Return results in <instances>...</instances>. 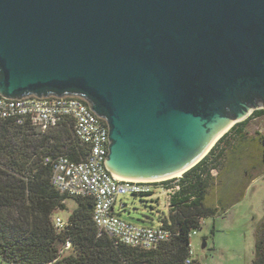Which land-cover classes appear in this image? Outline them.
<instances>
[{
  "label": "water",
  "instance_id": "1",
  "mask_svg": "<svg viewBox=\"0 0 264 264\" xmlns=\"http://www.w3.org/2000/svg\"><path fill=\"white\" fill-rule=\"evenodd\" d=\"M0 96L83 99L113 175L180 178L264 110V0H0Z\"/></svg>",
  "mask_w": 264,
  "mask_h": 264
},
{
  "label": "trees",
  "instance_id": "2",
  "mask_svg": "<svg viewBox=\"0 0 264 264\" xmlns=\"http://www.w3.org/2000/svg\"><path fill=\"white\" fill-rule=\"evenodd\" d=\"M263 116L264 110L256 111L198 165L161 183L173 191L163 221L173 238L153 251L99 236L91 199H73L77 208L59 231L54 218L67 211L66 201L72 198L52 186V170L44 158L65 155L81 161L88 148L74 137L70 121L40 136L30 126L0 120V259L8 264H186L192 232L201 230L205 219L226 215L244 198L258 163L255 149L261 148L264 168V136L247 132L249 122ZM68 242L71 248L66 250ZM253 264H264V217L255 230Z\"/></svg>",
  "mask_w": 264,
  "mask_h": 264
},
{
  "label": "built area",
  "instance_id": "3",
  "mask_svg": "<svg viewBox=\"0 0 264 264\" xmlns=\"http://www.w3.org/2000/svg\"><path fill=\"white\" fill-rule=\"evenodd\" d=\"M0 120H12L16 126H30L43 135L58 128L62 123L73 124L74 137L88 153L81 161L68 156L46 157L43 164L52 170L51 184L63 195L72 199H91L92 218L99 236H107L119 244L144 251L157 250L173 238L172 231L164 225L150 227L137 225L122 219L127 205L123 197L153 195L155 187L168 191L162 182H139L121 179L105 167L109 155V127L106 121L96 116L88 103L80 98L29 97L23 100H8L0 96ZM161 185L160 186H156ZM118 208V211H117ZM59 231L66 228L68 221L60 216L54 218ZM197 231L192 232L196 234ZM71 248L68 242L65 249ZM191 250V256H192ZM189 257L186 264H192Z\"/></svg>",
  "mask_w": 264,
  "mask_h": 264
},
{
  "label": "rangeland",
  "instance_id": "4",
  "mask_svg": "<svg viewBox=\"0 0 264 264\" xmlns=\"http://www.w3.org/2000/svg\"><path fill=\"white\" fill-rule=\"evenodd\" d=\"M247 132L253 137L264 136V116L253 118L247 126ZM260 149H255L254 152L258 155V163L244 198L226 215L202 221L201 230H196V234L191 236L193 261L197 260L202 264H253L255 230L264 217V168ZM155 189L153 195L123 197L127 208L121 214L122 219L137 225L162 226L164 219L169 216L170 198L163 190H157L159 189L157 187ZM66 207L67 211L57 214L64 220H68L70 214L77 208V203L73 199H68ZM0 264L8 263L0 259Z\"/></svg>",
  "mask_w": 264,
  "mask_h": 264
},
{
  "label": "bare ground",
  "instance_id": "5",
  "mask_svg": "<svg viewBox=\"0 0 264 264\" xmlns=\"http://www.w3.org/2000/svg\"><path fill=\"white\" fill-rule=\"evenodd\" d=\"M116 176V175H115ZM118 177V176H116ZM118 178H121V177H118ZM169 178V177H167ZM167 178H161V179H153V180H132V181H139V182H155V181H160V180H164V179H167ZM121 179H125V178H121ZM126 180H130V179H126Z\"/></svg>",
  "mask_w": 264,
  "mask_h": 264
},
{
  "label": "crops",
  "instance_id": "6",
  "mask_svg": "<svg viewBox=\"0 0 264 264\" xmlns=\"http://www.w3.org/2000/svg\"><path fill=\"white\" fill-rule=\"evenodd\" d=\"M164 193L166 194V195H168V198H171V196H172V193H169L168 191H164ZM169 202H170V199H169ZM169 202H168V205H169Z\"/></svg>",
  "mask_w": 264,
  "mask_h": 264
},
{
  "label": "flooded vegetation",
  "instance_id": "7",
  "mask_svg": "<svg viewBox=\"0 0 264 264\" xmlns=\"http://www.w3.org/2000/svg\"><path fill=\"white\" fill-rule=\"evenodd\" d=\"M258 111H260V110H258ZM255 112H256V111H255ZM255 112H254V113H255ZM254 113H253V114H254Z\"/></svg>",
  "mask_w": 264,
  "mask_h": 264
}]
</instances>
